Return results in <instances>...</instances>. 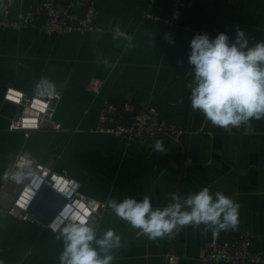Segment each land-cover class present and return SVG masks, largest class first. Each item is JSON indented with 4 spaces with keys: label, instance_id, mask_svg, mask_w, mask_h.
I'll list each match as a JSON object with an SVG mask.
<instances>
[{
    "label": "crops",
    "instance_id": "crops-1",
    "mask_svg": "<svg viewBox=\"0 0 264 264\" xmlns=\"http://www.w3.org/2000/svg\"><path fill=\"white\" fill-rule=\"evenodd\" d=\"M29 2L16 0V7ZM144 3L97 0V28L84 34L35 27L0 31V264H59L63 251L59 230L44 225L46 215H33V222L11 210L31 176L21 183L11 178L25 154L32 174L38 165L52 168L78 180L81 192L105 204L94 229L97 239L109 229L121 237V246L111 250L112 264H167L169 248L178 256L172 264H225L204 262L203 244L245 235L255 249H264V119L251 121L245 132L215 127L193 110L187 87L194 35L219 27L243 30L250 46L264 41V0H188L175 27L144 18ZM171 9V0H159L154 7L162 16ZM42 79L61 95L54 117L60 129L33 130L27 136L25 130L10 128L17 105L5 99V92L17 86L37 93ZM107 98L128 103L127 115L152 105L159 118L189 132L158 133L129 144L123 137L92 131ZM157 139L166 152L154 150ZM205 186L240 204L238 229L213 236L203 225L191 226L153 241L137 235L138 229L107 207L111 199L140 201L148 195L154 208H163L171 193L183 199Z\"/></svg>",
    "mask_w": 264,
    "mask_h": 264
},
{
    "label": "clouds",
    "instance_id": "clouds-1",
    "mask_svg": "<svg viewBox=\"0 0 264 264\" xmlns=\"http://www.w3.org/2000/svg\"><path fill=\"white\" fill-rule=\"evenodd\" d=\"M115 31L122 35L118 26ZM166 39L169 43L174 42L168 36ZM190 49L188 62L193 68L187 74L191 77L187 87L194 111H199L206 121L224 130L239 129L253 120L264 119V41L250 46L246 33L237 29L232 42L225 33L213 39L206 33L195 34ZM36 92L39 97L59 95L56 86L47 79L36 84ZM153 147L155 151L166 152L162 139H157ZM31 164L27 154L20 156L16 161L17 171L11 178L17 183L23 182L26 175H32ZM4 176L8 178L9 171ZM170 197L171 202L163 208H154L148 195L140 201L133 197L119 202L111 199L107 207L153 241L171 236L187 226L198 229L203 225V230L211 231L213 236L238 229L241 206L221 191L213 193L205 186L183 199L176 193H171ZM98 207L92 202L88 205L90 211L83 214L65 208L58 222L51 225L53 231L59 229L56 238L63 240L59 264H112L114 256L110 253L121 246V237L109 229L101 239L96 238L88 217Z\"/></svg>",
    "mask_w": 264,
    "mask_h": 264
},
{
    "label": "built area",
    "instance_id": "built-area-1",
    "mask_svg": "<svg viewBox=\"0 0 264 264\" xmlns=\"http://www.w3.org/2000/svg\"><path fill=\"white\" fill-rule=\"evenodd\" d=\"M158 1L145 0L143 17L163 21L171 27L178 26L188 0H171L172 9L168 16H162L154 11ZM98 17L97 0H30L22 8L16 7V0H0V31L35 27L58 34L72 31L84 34L97 28ZM204 33L208 34L210 39L225 33L229 36L230 42L234 41L236 36V33L219 27L205 30ZM60 97V94L56 97H39L37 93H28L17 86H9L5 92V99L17 105V115L13 118L10 128L25 130L27 136L31 131L43 128L59 130L60 124L54 117ZM129 108L128 103L120 105L108 98L105 99L98 123L92 131L123 137L129 144L134 140L144 142L158 133L189 132L159 118L157 110L152 105L146 106L142 112L127 115ZM247 126L242 125L239 129L225 131L245 132ZM44 188H48L61 198L57 209L44 222L46 227L52 230L51 225L58 222V217L65 208L83 214L90 211L88 205L92 202L99 207L88 217V221L93 228L98 226L105 204L81 192L80 183L75 178L44 165L37 166L11 208L20 220L33 222L37 220L31 208ZM141 234L143 233L137 230V235ZM177 257L170 248L167 250V264H172ZM201 259L204 262L220 261L225 264H264V249H255L252 238L246 235L232 239H213L203 244Z\"/></svg>",
    "mask_w": 264,
    "mask_h": 264
},
{
    "label": "water",
    "instance_id": "water-1",
    "mask_svg": "<svg viewBox=\"0 0 264 264\" xmlns=\"http://www.w3.org/2000/svg\"><path fill=\"white\" fill-rule=\"evenodd\" d=\"M60 201L61 198L56 193L50 191L48 188H44L37 199L33 215L38 217L40 215H46L50 217L61 203ZM53 202L55 204L54 207L50 206V204L53 205Z\"/></svg>",
    "mask_w": 264,
    "mask_h": 264
}]
</instances>
